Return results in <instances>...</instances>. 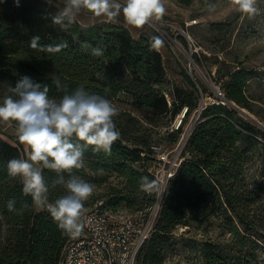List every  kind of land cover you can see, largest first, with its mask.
Listing matches in <instances>:
<instances>
[{
    "label": "trees",
    "instance_id": "1",
    "mask_svg": "<svg viewBox=\"0 0 264 264\" xmlns=\"http://www.w3.org/2000/svg\"><path fill=\"white\" fill-rule=\"evenodd\" d=\"M58 1L51 0L48 5L46 0H19L17 7L15 0H0V102L11 95L9 86L15 87L22 76L47 85L50 97L58 98L64 91H74L81 85L89 93L105 96L114 106L121 107H117L118 115L114 117L119 139L110 154L95 152L89 146L84 152V166L74 169L72 175H82L86 168L98 171L100 167H110L126 178L125 189H139L141 177L157 180L144 166V171L135 166L144 163L147 150L153 149L152 129L159 127L168 115H178L184 106L188 107L186 115L196 109L199 102L193 95L198 98V87L188 81L189 93L165 89L167 73L161 51L152 48L148 36L136 38L122 24L101 22L84 26L76 20L67 30H61L51 21L60 9ZM177 1L189 4L192 0ZM34 35L40 37L39 45L67 46L57 53L34 49L29 45ZM97 46L103 49L102 56L92 54V48ZM251 74L253 71L237 69L222 75L225 102L210 103L202 110L182 151L188 158H183L169 182L155 230L142 247L137 264H164L174 229L187 225L189 214L200 208L210 209L207 215L215 208H224L225 224L233 235V240L226 243L210 237L203 244L206 264H264L259 254L264 251L260 222L255 216L245 217L235 211L224 185L232 174L230 164L238 156L223 165L220 173L212 169L240 143L254 146L258 141L255 132L264 135L258 124L238 109H248L257 100L247 93L249 81L254 78ZM57 77L63 86L59 89L52 83ZM166 94L171 97V105ZM139 119L148 125H139ZM182 125L170 131L179 134ZM10 139L13 142L0 132V264H59L69 235L58 228L47 210L34 206L31 197L24 195L20 179L8 174V161L24 157L17 136L11 135ZM43 173L50 202L66 194L62 185L52 187L57 178L55 172L44 169ZM63 175L65 180L69 178L68 173ZM142 192L146 197V192ZM119 193L122 190L115 192ZM9 200H15L18 211L8 210ZM106 200L114 210L121 211L112 199ZM146 203L144 200L140 204ZM24 204L28 207L23 208Z\"/></svg>",
    "mask_w": 264,
    "mask_h": 264
},
{
    "label": "rangeland",
    "instance_id": "2",
    "mask_svg": "<svg viewBox=\"0 0 264 264\" xmlns=\"http://www.w3.org/2000/svg\"><path fill=\"white\" fill-rule=\"evenodd\" d=\"M210 2L216 5L214 12L207 11L204 0H192L189 4H182L177 0H164L166 12L162 19L170 23L163 27L165 32L158 31L147 23L144 26L145 32L136 38L145 35L151 40L153 37H159L163 41L160 49L167 73L163 87L167 90L172 88L176 91L186 90L189 93L191 86L188 81H192L199 90L198 98L196 94L193 95L199 102L197 108L202 102L215 96L216 87L222 86L223 74L237 69L253 71L251 75H254V78L249 81L247 93L257 100L251 102L250 108L244 109L264 125V0H257L256 6L260 11L254 16L241 13L233 0H210ZM123 21H125L124 17L120 15L111 22L121 24ZM191 22L194 23L187 26ZM183 30L187 31L200 47L201 56L195 53L193 57L202 72L195 68L191 74L186 57L188 55L185 51L180 52L176 47L174 39L183 43L187 52H191ZM115 107L121 108L117 104ZM196 109L186 115L179 134L169 130L170 124L177 115L163 118L161 125L151 131L153 139L151 144L159 145L172 164L180 158H188V154L182 155L180 143L194 124L193 115ZM139 125L148 124L139 119ZM256 126L264 132L263 128ZM0 132L6 140L13 142L10 136L16 135L15 122L0 120ZM255 136L258 141L254 146L247 147L244 143H240L232 154H226L214 163L212 169L220 173L223 165L238 156L234 161L235 165L233 162L230 164L232 174L229 181L224 182L225 189L236 206L235 211L245 217L255 216L264 233V135L257 131ZM22 149L24 158H27V145L22 144ZM152 150H147L144 163L135 165L140 171H144L142 166L149 173L162 166L159 165L156 153ZM169 166L170 164H166V167ZM78 177L94 185L93 194L85 202V208L100 198H108L117 203L121 211L133 213L142 208L153 207L156 201V193H145L146 197H144L140 188L125 189L126 178L112 171L110 167H100L98 171L86 168V172ZM117 190H122V193L115 194ZM144 200L147 203L141 206L140 203ZM208 211L200 208L191 212L187 225L174 229L172 246L167 250L164 264H206L202 248L210 237L224 243L233 240V235L225 224L224 208H215L214 212L207 215ZM259 254L264 259V251H260Z\"/></svg>",
    "mask_w": 264,
    "mask_h": 264
},
{
    "label": "clouds",
    "instance_id": "3",
    "mask_svg": "<svg viewBox=\"0 0 264 264\" xmlns=\"http://www.w3.org/2000/svg\"><path fill=\"white\" fill-rule=\"evenodd\" d=\"M46 2L51 4V0ZM233 2L241 13L249 16L260 11L257 0ZM15 3L19 7V0ZM204 5L208 12L216 9L210 0H204ZM82 10L108 21L123 15L125 22L135 28H142L152 19L160 20L166 12L164 0H64V6L51 16V21L61 30H67ZM39 40V36H32L30 47L57 53L67 46L66 43L39 45ZM162 44L159 37L152 38V48L158 49ZM91 51L94 56L103 55L99 46ZM52 83L58 89L63 87L58 77ZM9 92L11 95L0 102V120L15 122L17 139L27 145L28 153L27 158L8 161V174L20 179L24 195L31 197L34 206L47 210L58 228L69 236H79L85 225V202L93 194L94 185L72 172L84 166V152L89 146L95 152L111 153L112 145L120 136L114 121L118 109L111 100L89 93L82 85L74 91H64L58 98L50 97L49 87L34 82L29 76H22L15 87L9 86ZM44 169L56 173L52 187L62 185L66 190V194L52 202ZM63 173L69 174L67 180ZM140 188L149 194L156 193L160 199L165 191L157 180L148 176L141 177ZM7 208L18 211L15 200H9Z\"/></svg>",
    "mask_w": 264,
    "mask_h": 264
},
{
    "label": "built area",
    "instance_id": "4",
    "mask_svg": "<svg viewBox=\"0 0 264 264\" xmlns=\"http://www.w3.org/2000/svg\"><path fill=\"white\" fill-rule=\"evenodd\" d=\"M149 23L162 32H165L163 27L170 24L162 18L160 20L152 19ZM193 23H188L187 26ZM183 35L186 37L190 53L187 52L183 43L177 39H174V41L177 49L180 52L185 51L188 55L186 57L188 58L192 74L193 69L200 70L193 57L195 53L201 56L200 47H198L187 31L183 30ZM200 72L202 71L200 70ZM166 97L171 105L170 95L166 94ZM209 99H211L209 102H204L205 106L208 103L224 102L225 97L221 87H216L215 96ZM203 109L199 107L195 110L193 115L194 124L191 125L187 136L183 137V142L180 143V145L182 144V151ZM182 110L184 114L181 120L176 123L179 117L178 114L169 130L178 129L184 122L188 107L184 106ZM152 148L156 153L159 165L162 164L159 168L151 171V174L165 190L161 199L157 195L153 207L143 208L133 213L114 210L109 206L106 198L98 199L94 204L86 208L85 225L81 234L76 237H68L59 264H137V257L142 247L155 230V224L159 217L169 182L175 176L183 161V158H180L179 161H175L172 164L168 159V155L163 153L159 145H153ZM142 155L144 156L145 153H142ZM166 164H170V166L166 167Z\"/></svg>",
    "mask_w": 264,
    "mask_h": 264
},
{
    "label": "crops",
    "instance_id": "5",
    "mask_svg": "<svg viewBox=\"0 0 264 264\" xmlns=\"http://www.w3.org/2000/svg\"><path fill=\"white\" fill-rule=\"evenodd\" d=\"M57 5L61 9L64 6V0H59ZM77 20L80 24H82L84 26H91V25L98 24L101 22H111V21H108L106 18L96 17L93 14H91L85 10H82L78 14ZM121 24L128 27L134 37H139L146 30L144 28V26L142 28H135V27L129 26L125 21L121 22ZM158 49L161 51L160 48H158Z\"/></svg>",
    "mask_w": 264,
    "mask_h": 264
},
{
    "label": "water",
    "instance_id": "6",
    "mask_svg": "<svg viewBox=\"0 0 264 264\" xmlns=\"http://www.w3.org/2000/svg\"><path fill=\"white\" fill-rule=\"evenodd\" d=\"M233 105H235V103H232ZM204 106H205V103L204 102H202L201 104H200V108L201 109H203L204 108ZM239 109V111H240V113L241 114H243V115H245L246 117H250L252 120H254L259 126H261L263 129H264V125L262 124V123H260L259 121H257L255 118H253L251 115H249L246 111H245V109H243V108H238Z\"/></svg>",
    "mask_w": 264,
    "mask_h": 264
},
{
    "label": "bare ground",
    "instance_id": "7",
    "mask_svg": "<svg viewBox=\"0 0 264 264\" xmlns=\"http://www.w3.org/2000/svg\"><path fill=\"white\" fill-rule=\"evenodd\" d=\"M222 11V10H221ZM225 14V13H224ZM218 16V15H217ZM222 17V16H221ZM211 99H209V100H206L207 102H209ZM183 114H184V112H183V110H181L180 111V113H179V117H178V119H177V121H176V123H178L180 120H181V118H182V116H183Z\"/></svg>",
    "mask_w": 264,
    "mask_h": 264
}]
</instances>
